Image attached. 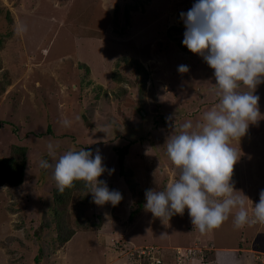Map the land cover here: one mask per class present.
<instances>
[{
    "label": "rangeland",
    "instance_id": "rangeland-1",
    "mask_svg": "<svg viewBox=\"0 0 264 264\" xmlns=\"http://www.w3.org/2000/svg\"><path fill=\"white\" fill-rule=\"evenodd\" d=\"M195 2L0 0V158L17 145L27 158L22 184L0 186V264H36L35 256L38 264H147L133 258L147 245L160 264H199L196 255L177 263V248L205 251L208 264H264V224L236 229L238 209L205 234L187 209L169 221L144 210L146 190L178 178L167 139L185 122L195 128L219 102L214 70L182 44L180 14ZM180 65L189 70L178 72ZM253 94L261 117L239 143L231 141L240 157L230 183L249 216L264 190V83ZM49 142L58 145L54 156ZM82 148L99 151L106 171L98 180L121 193L118 205H96L87 191L55 204L53 169L40 161L54 166L59 155ZM52 207L66 209L76 233L67 243L52 241Z\"/></svg>",
    "mask_w": 264,
    "mask_h": 264
},
{
    "label": "clouds",
    "instance_id": "clouds-1",
    "mask_svg": "<svg viewBox=\"0 0 264 264\" xmlns=\"http://www.w3.org/2000/svg\"><path fill=\"white\" fill-rule=\"evenodd\" d=\"M180 15L185 26L182 44L214 70L219 102L203 113L195 128L191 121L185 122L178 134L167 139L166 155L178 178L164 190H146L144 210L169 221L187 209L192 227L201 234L220 228L233 209H238L233 220L236 229L264 224V190L249 216L244 199L233 195L237 191L230 183L240 157L231 141L239 143L249 125L261 117L259 96L253 93L264 83V0H196ZM188 70L186 65L178 67L180 73ZM241 86L251 91H237ZM63 124L69 127L70 121ZM57 147L48 143L50 156ZM40 167L53 169L59 193L79 181L96 205L116 206L122 200L119 191H110L106 182L98 180L106 171L98 150L95 155L84 148L68 150L54 166L41 160ZM108 172L111 175L114 169Z\"/></svg>",
    "mask_w": 264,
    "mask_h": 264
},
{
    "label": "trees",
    "instance_id": "trees-1",
    "mask_svg": "<svg viewBox=\"0 0 264 264\" xmlns=\"http://www.w3.org/2000/svg\"><path fill=\"white\" fill-rule=\"evenodd\" d=\"M47 131L50 133V129H47ZM27 158H26V149L23 146H13L12 147V155L9 157H1L0 158V186L2 185H8L10 187H19L22 184L23 181V174L26 166ZM117 163L119 168V173L121 175L123 174V165L124 160L121 154H118L117 157ZM72 191H88V189H85L83 187V182H74V187L66 188L63 193H59L57 189L54 191V202L56 205L64 206L67 201L72 196ZM53 208V207H52ZM53 210H55L53 208ZM57 221H55V234L56 238L52 241L55 243L56 241L67 243L70 241L73 235H75V231L73 230L72 226H70L69 220H67L68 215L66 214V209L64 207L61 208V211L57 212ZM102 218L100 217L99 220ZM37 238V237H35ZM152 247V245H149ZM178 248L175 250V254L177 252ZM205 251H202L201 253L195 252L193 255H196L195 257L193 255H189L188 257H184L185 259L193 258L192 260H197L199 264H208L207 256L204 255ZM153 250L152 253L149 255H141L138 256V254H133V258L136 260H146L147 264H156L154 261L150 260L151 256H153ZM158 256V252L156 253ZM205 256V257H204ZM142 257V258H141ZM182 257V260L184 258ZM177 260V257H175ZM204 258V259H203ZM159 260V259H158ZM207 260V263H206ZM34 262L36 264L40 263V257H34ZM161 261H159L158 264H160ZM178 263V261H176Z\"/></svg>",
    "mask_w": 264,
    "mask_h": 264
},
{
    "label": "built area",
    "instance_id": "built-area-1",
    "mask_svg": "<svg viewBox=\"0 0 264 264\" xmlns=\"http://www.w3.org/2000/svg\"><path fill=\"white\" fill-rule=\"evenodd\" d=\"M144 250L142 252H140L138 255H149L150 253H152V247H144ZM201 252V249L198 250V253ZM195 252H193L192 249H186L185 253H182L181 250H177L176 254H177V261L179 263V261H182V257H188L189 255H193ZM152 257V261H154L156 264L159 263V260L157 258H155L154 256Z\"/></svg>",
    "mask_w": 264,
    "mask_h": 264
},
{
    "label": "crops",
    "instance_id": "crops-1",
    "mask_svg": "<svg viewBox=\"0 0 264 264\" xmlns=\"http://www.w3.org/2000/svg\"><path fill=\"white\" fill-rule=\"evenodd\" d=\"M116 262H117V260L115 261V263H116ZM115 263H114V264H115Z\"/></svg>",
    "mask_w": 264,
    "mask_h": 264
}]
</instances>
